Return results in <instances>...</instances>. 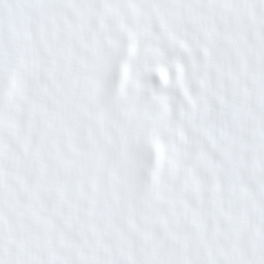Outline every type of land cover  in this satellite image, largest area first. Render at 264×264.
Instances as JSON below:
<instances>
[{
    "label": "clouds",
    "instance_id": "9594fccd",
    "mask_svg": "<svg viewBox=\"0 0 264 264\" xmlns=\"http://www.w3.org/2000/svg\"><path fill=\"white\" fill-rule=\"evenodd\" d=\"M0 264H264V0H0Z\"/></svg>",
    "mask_w": 264,
    "mask_h": 264
}]
</instances>
